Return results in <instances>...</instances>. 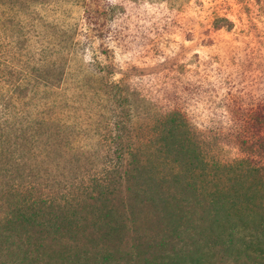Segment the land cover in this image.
Returning a JSON list of instances; mask_svg holds the SVG:
<instances>
[{"label": "rangeland", "instance_id": "374dc122", "mask_svg": "<svg viewBox=\"0 0 264 264\" xmlns=\"http://www.w3.org/2000/svg\"><path fill=\"white\" fill-rule=\"evenodd\" d=\"M172 114L218 202L176 196L167 218L124 190ZM0 142V189L112 173L117 212L72 240L9 232L0 194V264H264V0H0Z\"/></svg>", "mask_w": 264, "mask_h": 264}, {"label": "trees", "instance_id": "16d2710c", "mask_svg": "<svg viewBox=\"0 0 264 264\" xmlns=\"http://www.w3.org/2000/svg\"><path fill=\"white\" fill-rule=\"evenodd\" d=\"M165 125L167 127L164 128L160 142L155 148L161 155L155 159L157 168L152 169L154 171H152V176L143 178V181L136 185L138 186L136 190L133 191L126 187L124 190L126 199L139 198L151 204L160 203L162 212L167 218L173 215L171 205L175 202L176 196H180L179 201L182 202L190 198L198 200L202 197L211 204V207L212 205L217 206L218 201L213 196L215 194H209L206 198L201 191V186L197 185L196 172L203 170L202 164L198 162V154L191 147V139L183 130L182 119L177 114H172ZM4 148L3 142H0V151L3 152ZM7 163L14 162L8 159ZM137 163L135 174L131 176L140 178L144 172L142 169L149 162ZM0 171L3 172L4 177L7 176L6 174L10 175L9 169L2 167L1 163ZM111 174L107 173V177L100 179L93 178L87 185L79 186V188L73 185L58 187V192L37 189L39 177H32V175L26 181L25 188L21 186L1 187V201L8 205L3 219L5 230L19 232L39 229L46 235L61 236L72 240L75 236L84 235L89 230L98 229L102 225V228L113 229L114 227L106 221V219L111 220L114 217L113 214H117L116 210L110 206L112 199L109 198L116 194L110 191L107 184ZM126 175L129 173L125 171L120 178L129 183L130 180L126 179ZM54 182L60 186L59 180ZM142 183L147 189L142 186ZM172 186L176 192L169 194L168 191ZM88 216L100 219L102 221L100 227L95 220L88 223ZM162 261L159 264H183L177 259L176 254L167 256ZM194 264H199V262Z\"/></svg>", "mask_w": 264, "mask_h": 264}]
</instances>
